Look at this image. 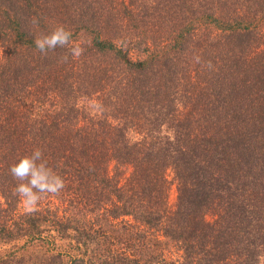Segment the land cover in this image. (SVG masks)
<instances>
[{
  "label": "trees",
  "instance_id": "16d2710c",
  "mask_svg": "<svg viewBox=\"0 0 264 264\" xmlns=\"http://www.w3.org/2000/svg\"><path fill=\"white\" fill-rule=\"evenodd\" d=\"M36 148L65 187L26 213ZM262 259L264 0H0V264Z\"/></svg>",
  "mask_w": 264,
  "mask_h": 264
},
{
  "label": "clouds",
  "instance_id": "9594fccd",
  "mask_svg": "<svg viewBox=\"0 0 264 264\" xmlns=\"http://www.w3.org/2000/svg\"><path fill=\"white\" fill-rule=\"evenodd\" d=\"M33 23H38V21L34 20ZM72 35V31L61 24L49 34L37 36L34 43L42 55L46 56L49 51L59 46L69 47L72 57L78 58L84 50L79 45L72 44ZM67 59V56L63 57L64 61ZM195 59L197 63L200 62L199 57ZM9 174L17 181L13 193L20 198L26 213L36 212L39 202L45 195L59 194L65 187V179L49 166L44 151L40 148L21 157L9 168ZM261 264H264V259L261 260Z\"/></svg>",
  "mask_w": 264,
  "mask_h": 264
},
{
  "label": "rangeland",
  "instance_id": "374dc122",
  "mask_svg": "<svg viewBox=\"0 0 264 264\" xmlns=\"http://www.w3.org/2000/svg\"><path fill=\"white\" fill-rule=\"evenodd\" d=\"M166 173H167L168 178L171 181L169 191H168V200L171 205H174L176 201V194H177L176 180L173 177L174 174L171 168H169Z\"/></svg>",
  "mask_w": 264,
  "mask_h": 264
}]
</instances>
